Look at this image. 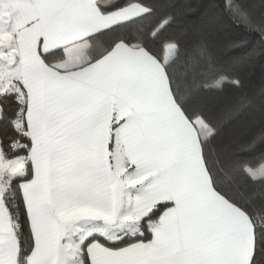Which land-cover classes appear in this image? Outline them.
I'll list each match as a JSON object with an SVG mask.
<instances>
[{
  "label": "snow or ice",
  "instance_id": "snow-or-ice-1",
  "mask_svg": "<svg viewBox=\"0 0 264 264\" xmlns=\"http://www.w3.org/2000/svg\"><path fill=\"white\" fill-rule=\"evenodd\" d=\"M212 8L0 0V264H264V84L212 41L251 76L264 0Z\"/></svg>",
  "mask_w": 264,
  "mask_h": 264
},
{
  "label": "trees",
  "instance_id": "trees-1",
  "mask_svg": "<svg viewBox=\"0 0 264 264\" xmlns=\"http://www.w3.org/2000/svg\"><path fill=\"white\" fill-rule=\"evenodd\" d=\"M181 5L191 8V13L172 31L180 36L185 35L187 29L188 35L195 34V29L205 20L206 14L214 11L212 4L214 0H177ZM163 11V9H162ZM244 39L248 41L250 49L259 50L262 45L260 39L255 34H248L243 29L237 28L226 17L221 18L216 25L212 36L213 46L217 52L220 63L225 71L233 72L244 78V88L235 91L229 89L226 95L235 97L244 93H256L264 84V57H257L254 66L251 68V76H245L249 69L241 64V53L239 50L225 52L223 45L226 41Z\"/></svg>",
  "mask_w": 264,
  "mask_h": 264
}]
</instances>
